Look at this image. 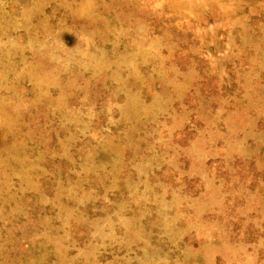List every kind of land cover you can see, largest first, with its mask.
Masks as SVG:
<instances>
[{
    "label": "rangeland",
    "instance_id": "374dc122",
    "mask_svg": "<svg viewBox=\"0 0 264 264\" xmlns=\"http://www.w3.org/2000/svg\"><path fill=\"white\" fill-rule=\"evenodd\" d=\"M0 264H264V0H0Z\"/></svg>",
    "mask_w": 264,
    "mask_h": 264
}]
</instances>
